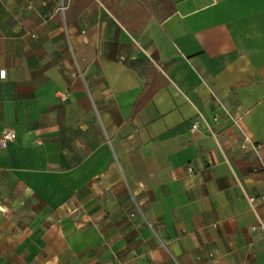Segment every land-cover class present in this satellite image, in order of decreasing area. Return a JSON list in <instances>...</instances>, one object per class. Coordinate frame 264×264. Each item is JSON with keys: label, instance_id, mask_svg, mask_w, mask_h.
Masks as SVG:
<instances>
[{"label": "crops", "instance_id": "crops-1", "mask_svg": "<svg viewBox=\"0 0 264 264\" xmlns=\"http://www.w3.org/2000/svg\"><path fill=\"white\" fill-rule=\"evenodd\" d=\"M164 1L0 0V264H264V0Z\"/></svg>", "mask_w": 264, "mask_h": 264}, {"label": "trees", "instance_id": "trees-1", "mask_svg": "<svg viewBox=\"0 0 264 264\" xmlns=\"http://www.w3.org/2000/svg\"><path fill=\"white\" fill-rule=\"evenodd\" d=\"M86 1L88 2L90 0ZM140 2L142 6H145L150 14L154 15L158 20H163L174 12L172 4L164 0H140ZM152 94V80L150 79L145 83V86L136 98L131 113L133 114L139 110L150 99Z\"/></svg>", "mask_w": 264, "mask_h": 264}, {"label": "built area", "instance_id": "built-area-1", "mask_svg": "<svg viewBox=\"0 0 264 264\" xmlns=\"http://www.w3.org/2000/svg\"><path fill=\"white\" fill-rule=\"evenodd\" d=\"M210 94H212L210 92ZM213 96V94H212ZM214 97V96H213ZM214 99L216 100V102L218 103V105L220 106V108H222V110L224 111V113L227 115V117L230 119V121L232 122L233 125L237 126V121L236 119L231 116L225 109L224 107L220 104V102L214 97ZM196 124H193L191 126V130H195L196 129ZM211 135L214 137V134L211 133ZM15 137V134L10 131V130H4L1 134H0V148H2L3 146H5V144L14 139ZM240 148L242 150H245L247 148H249L250 150H252L254 153H257L258 152V148L259 146L254 144L252 142V140H250L249 138L247 137H244L243 139V142L241 143V146ZM263 171H264V167L261 168ZM248 202L250 203V205L252 207H254L255 205H264V193L260 194L259 196L257 197H248Z\"/></svg>", "mask_w": 264, "mask_h": 264}]
</instances>
